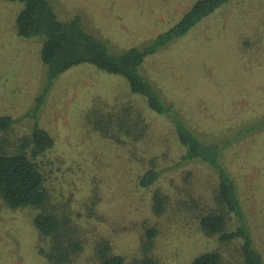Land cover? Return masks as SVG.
Instances as JSON below:
<instances>
[{"label": "rangeland", "instance_id": "374dc122", "mask_svg": "<svg viewBox=\"0 0 264 264\" xmlns=\"http://www.w3.org/2000/svg\"><path fill=\"white\" fill-rule=\"evenodd\" d=\"M192 1L49 0L60 19L80 16L85 29L115 54L151 41ZM21 6L0 0V115L16 119L0 130V152L13 151L34 120L52 134L53 145L35 157L45 178L46 207L65 215L82 249L70 261L57 262L50 239L42 240L34 226L39 209L10 208L0 198V264H96L102 247L121 254L125 264L146 255L161 264H188L206 250H219L221 264H242L241 239L221 242L199 226L200 214L217 207L216 168L200 158L181 159L184 147L170 119L146 109L123 76L79 63L49 84L48 66L40 59L42 37L16 32ZM141 73L216 148L214 163L233 181L264 261V0L215 7L147 55ZM139 99L150 120L143 145L119 144L96 130L93 117ZM152 166L160 175L143 187L139 178ZM155 193L163 198L158 210ZM228 224H235L232 214ZM149 228L156 233L148 244Z\"/></svg>", "mask_w": 264, "mask_h": 264}, {"label": "trees", "instance_id": "16d2710c", "mask_svg": "<svg viewBox=\"0 0 264 264\" xmlns=\"http://www.w3.org/2000/svg\"><path fill=\"white\" fill-rule=\"evenodd\" d=\"M20 1L21 8L15 17L16 32L23 37H42L40 59L48 66V81L61 72L79 63H91L98 69L123 76L132 95H138L149 111L170 119L179 143L184 147L183 160L196 158L209 162L218 171V185L213 196L215 204L210 212L199 216L200 228L209 235H216L221 242L241 239L240 256L242 264H263L260 254L252 244L250 229L242 217L241 205L235 195L230 176L215 165L212 144L201 140L183 121V116L173 103L166 102L152 82L141 73L145 57L184 35L196 25L209 11L230 0H193L182 12L180 18L169 28L157 33L151 41L142 46H130L120 53L109 51V44L88 32L78 15L70 19H60L49 0H11ZM48 87V86H47ZM45 88L44 92L47 90ZM44 92L38 97L40 104ZM130 101L119 108H107L105 117L95 116L96 130L113 142L129 143L132 147L143 145L147 140L150 120L141 100ZM38 105L33 109L36 112ZM112 110V111H111ZM16 119L10 115H0V130L9 128ZM54 143L52 134L34 120L30 133L23 137L18 146L10 152H0V198L10 208L33 207L39 209L33 223L42 240L49 242L57 254L52 257L57 262L70 261V256L81 250V244L68 226L65 215L59 216L55 210L47 209L45 178L35 157L47 151ZM160 170L154 166L145 170L139 178L143 187L151 186L159 177ZM155 209L161 208L162 197L155 193ZM235 218L234 226L228 227L229 216ZM245 221V222H244ZM153 243L155 228L148 230ZM106 247L100 248L96 264H125L121 254H107ZM219 250H206L194 256L188 264H221ZM136 264H161L152 256L146 255Z\"/></svg>", "mask_w": 264, "mask_h": 264}]
</instances>
